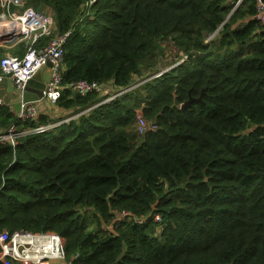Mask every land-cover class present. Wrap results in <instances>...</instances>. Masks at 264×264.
Returning a JSON list of instances; mask_svg holds the SVG:
<instances>
[{"label": "trees", "instance_id": "1", "mask_svg": "<svg viewBox=\"0 0 264 264\" xmlns=\"http://www.w3.org/2000/svg\"><path fill=\"white\" fill-rule=\"evenodd\" d=\"M23 1L69 32L53 104L70 112L19 121L0 106V133L60 122L0 142V231L54 232L67 260L77 254L72 264H264L255 0L234 10L228 0ZM23 46L0 47V59ZM160 57L174 66L125 91L134 76L159 73ZM80 80L111 90L75 94L68 85ZM138 110L144 136L133 129ZM121 211L142 221L116 219Z\"/></svg>", "mask_w": 264, "mask_h": 264}, {"label": "built area", "instance_id": "2", "mask_svg": "<svg viewBox=\"0 0 264 264\" xmlns=\"http://www.w3.org/2000/svg\"><path fill=\"white\" fill-rule=\"evenodd\" d=\"M228 1L232 3L234 10L242 0ZM255 9V20L264 25V1L255 0ZM68 34L69 32L64 34L56 33L52 16L37 12L32 7L24 5L23 0H0V47L11 50L17 45L23 44L25 49L22 56L14 55L7 51L0 59V82L3 78L9 79L12 86L11 95L9 94L11 98H21L27 82L36 73L49 67L50 77L42 90L41 100H46L52 104L58 100L63 71V45ZM42 38H48V40L44 45L37 47L36 42ZM179 55V62L187 59V56L183 53H179ZM173 66L169 65L154 75V77L167 72ZM68 88L79 95L91 92L100 94L108 90V87L100 83L85 80L71 83ZM131 88L129 87L125 91ZM119 94H108L104 102L113 99ZM19 103V110L16 111L13 109L12 103L6 104L0 96V106L9 105L19 121L36 119L39 116L38 101L23 103L20 99ZM58 124L60 122L52 125H39L20 132L17 131L15 126H11L6 133H0V142L9 141L12 146H15L17 139L21 136L29 132H41ZM149 126V122L138 110L133 123L135 134L143 136ZM126 215H129L135 222L142 221V219L133 217L126 211L116 214V219L123 220ZM154 219L158 220V216H155ZM75 256L69 260L66 259L64 240L54 232L15 230L8 233L5 230L0 231V264H72V259Z\"/></svg>", "mask_w": 264, "mask_h": 264}, {"label": "water", "instance_id": "3", "mask_svg": "<svg viewBox=\"0 0 264 264\" xmlns=\"http://www.w3.org/2000/svg\"><path fill=\"white\" fill-rule=\"evenodd\" d=\"M45 75H41L40 72L36 73L26 84V88L22 97L11 98L12 86L11 82L7 78H3L0 82V96L3 98L4 102L12 103L13 109L18 111L19 110V100L21 102H37L42 98V90L44 89L45 83L49 81L50 71L49 67L45 69ZM196 99L189 98L186 102H184L181 106V109L190 106V104ZM199 100V99H198ZM154 120L152 121V123ZM144 136V135H143ZM123 254V248L120 255L115 259V262L120 259Z\"/></svg>", "mask_w": 264, "mask_h": 264}, {"label": "rangeland", "instance_id": "4", "mask_svg": "<svg viewBox=\"0 0 264 264\" xmlns=\"http://www.w3.org/2000/svg\"><path fill=\"white\" fill-rule=\"evenodd\" d=\"M170 64L171 63H169V60H167L166 57H160V59L158 60V70L157 71L160 72L164 68L168 67ZM156 74H158V73H155V74H152L151 73L150 75H148L147 77H144V78H142L140 76H134V78H133V85L131 86L132 89H134L135 87H137L138 85H140L144 81H147L149 79L154 78V75H156ZM112 93H115V92H112ZM44 101H46V100H44ZM43 104H44L43 102L40 103V105H43ZM38 109H39V114H42V115H44L43 114L44 112H47V113L49 112V110H43V109H41V106H38ZM50 111H52V110H50ZM51 114H53V113H51ZM58 114L59 115H62L61 113H58ZM45 116L47 117V119H49V120L51 119V118H49L47 116V114H45ZM56 119H58V118H55V116H53V120H56ZM53 120H51V121H53Z\"/></svg>", "mask_w": 264, "mask_h": 264}, {"label": "crops", "instance_id": "5", "mask_svg": "<svg viewBox=\"0 0 264 264\" xmlns=\"http://www.w3.org/2000/svg\"><path fill=\"white\" fill-rule=\"evenodd\" d=\"M45 71L46 70L44 69L43 71L40 72V74L42 76L45 75L44 74ZM110 90H111L110 87H108V90H106V92L107 91L109 92ZM106 92H104L103 94H105ZM41 102H43L44 104L43 105H40ZM37 106H41V109H43V110H49L48 113L47 112H44L43 114L44 115L47 114V116L49 118H51L50 121L53 120V116H55V118H61V117L65 116V114H68L70 112V111H63V110H61V111H63V112H61V111L58 110V108L54 104H52V103H50L48 101L46 102L44 100L43 101L42 100L38 101ZM50 110H52V111H50ZM57 112L58 113H61L62 115H59ZM51 113H53V114H51Z\"/></svg>", "mask_w": 264, "mask_h": 264}]
</instances>
